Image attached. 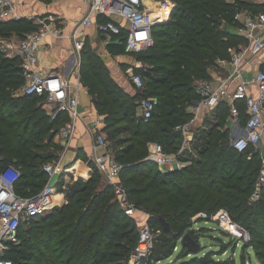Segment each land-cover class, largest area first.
<instances>
[{
    "label": "trees",
    "instance_id": "obj_1",
    "mask_svg": "<svg viewBox=\"0 0 264 264\" xmlns=\"http://www.w3.org/2000/svg\"><path fill=\"white\" fill-rule=\"evenodd\" d=\"M176 8L167 24L153 28L155 45L138 54L136 68L144 78L143 91L131 96L107 79L105 68L83 49L82 81L91 89L97 110L105 117L103 132L108 147L122 165L120 182L137 207L149 213L156 237L154 264L170 259L186 232L192 217L205 212L213 215L226 210L232 220L250 234L255 256L264 264V186L257 201L250 195L262 167L260 151L250 147L239 152L229 139L231 104L221 101L194 133L192 148L197 158L181 170L164 173L148 157V144L160 143L166 152L175 153L182 145L176 128L189 122V109L199 100L197 80H210L215 61H230L232 51L243 42L234 30L239 9L256 14L264 4L255 0H174ZM111 20L101 16L98 22ZM38 30L27 20L0 23V38H24ZM125 51L126 31L113 35ZM2 41H0L1 43ZM141 64V63H140ZM25 76L19 57L0 51V171L16 166L20 178L15 182L19 195L37 194L48 182L44 165L57 159L55 138L68 119L59 113L55 119L45 109V99L20 90ZM143 97H156L153 116L137 117ZM245 117V106L239 104ZM129 133L133 143L121 135ZM137 150V151H136ZM91 168H95L91 163ZM67 203L26 223L20 230L21 244L9 254L15 264H111L130 257L138 242V224L120 207L115 188L103 174L83 180L66 194ZM160 218L171 226L162 228ZM191 236L197 240L195 231ZM189 251L182 248L183 253ZM180 264H206L195 257Z\"/></svg>",
    "mask_w": 264,
    "mask_h": 264
},
{
    "label": "built area",
    "instance_id": "obj_2",
    "mask_svg": "<svg viewBox=\"0 0 264 264\" xmlns=\"http://www.w3.org/2000/svg\"><path fill=\"white\" fill-rule=\"evenodd\" d=\"M88 6L86 17L79 27L91 26L94 16L110 17L111 20L97 22L98 30L109 36L120 35L126 31L125 51L134 56L149 51L155 45L153 28L155 22H164L170 19L172 11L176 8L174 0H82ZM231 1V0H230ZM235 19L240 23V34L247 42L240 44L232 51L230 62L231 73L219 86L209 81L195 83V91L199 100L191 104L193 112L198 116L202 109L212 112L226 97L231 100L229 114V139L231 146L239 152L250 147L260 151V144L264 141V72L260 71L251 80H244L243 75L250 64V59L258 56L264 50V39L257 34L264 29V10L253 14L245 9H239ZM8 20H21L16 11L15 0H0V23ZM38 30L25 34L19 43L5 42L0 44V51L8 49L14 52L21 60V67L25 76V85L21 92L26 95H37L45 99L48 105H55L52 119L60 112H67L73 117L77 115L78 99L72 97L70 82H63L61 77L54 73H45L36 69L38 54L42 48V41L52 36L64 37L63 30L53 23L39 20ZM78 31L71 35L74 47L70 52L72 67L70 74L80 80V56L84 49V41L79 39ZM142 65H138L141 68ZM130 79L139 91L144 89V78L141 73L129 70ZM255 85L256 93L251 92L250 85ZM232 87V88H231ZM232 89V90H231ZM239 104L246 108V119L243 121ZM158 105L156 97H143L139 102L141 118L148 121ZM100 120L94 121L93 129L96 144L107 149L104 155L95 160L99 172L115 188L120 207L129 217H136L144 211L129 200L126 189L120 182L122 165L115 159L108 147L106 137L97 130ZM193 122L178 126L176 129L183 135V146L178 152L168 153L160 143L151 148L147 159L154 162L159 168H166L165 172L181 170L197 158V152L192 148L194 136L191 138V125ZM73 133V127H63L59 136L68 140ZM262 167L255 185L254 197H258L264 186V154L260 151ZM58 163H47L44 171L48 174L47 184L35 195L23 196L15 191V182L20 178V171L14 165H8L0 171V264H15L9 258L12 250L21 244L20 230L31 220L55 209L58 203L55 200L57 189L52 183L54 175L58 172ZM161 170V169H160ZM162 171V170H161ZM146 215V214H145ZM148 219L141 225L136 247L131 256L114 264H154L156 237L160 231H154ZM215 221L224 229L234 232L242 230L245 240L250 241V235L241 226L235 223L226 210H220L213 215L201 212L192 217L197 219ZM231 232V233H232ZM181 240V239H180ZM160 262L156 263L159 264Z\"/></svg>",
    "mask_w": 264,
    "mask_h": 264
},
{
    "label": "crops",
    "instance_id": "obj_3",
    "mask_svg": "<svg viewBox=\"0 0 264 264\" xmlns=\"http://www.w3.org/2000/svg\"><path fill=\"white\" fill-rule=\"evenodd\" d=\"M15 1L16 11L21 20H27L37 27L39 26V20H44L53 23L56 27L63 30L64 37L55 38L48 36L42 41V48L38 54L36 69L45 73L57 74L61 77L64 83L70 82L72 84L70 89L73 93L72 97H76L78 99L76 117H73L67 112H62L67 114L68 119L65 121L61 129L67 125H70L73 127V133L71 138L68 140H65L59 136V133L55 138V143H59L63 147V153L60 157V162L58 163V172L54 175L52 183L55 185V182L62 171L64 174H66L70 170H75L78 172V175L86 178L85 180H89V171L92 170L90 166L91 163H95V160L98 157L104 155L107 151L106 148L96 144L93 129L94 121L100 120V122L96 125V128L107 138V134L103 132L105 127V117L97 110L94 103L95 97L92 95L90 87L84 86L82 81V71L80 80L72 77L70 74L72 63L70 62L69 56L74 47V39L71 37V35L74 33V31H78L77 37L84 41V49L90 50L92 55H94L98 62L105 68V75L110 83L123 89L124 92L131 95L132 97L136 96L137 91L139 90L130 79L128 72L129 70L136 71V68H138L140 63L137 62V58L134 56L121 51V49L118 48L121 44L115 38L105 35L98 30L96 23L101 16H94V23L91 26L79 27L80 22L84 19V17H86L89 10L87 4H85L82 0ZM255 3L258 5H263L264 0H255ZM167 20H169V18ZM234 33L235 35H239L240 27L235 29ZM257 34L264 39V29L258 31ZM16 37L12 41L14 44L19 43L22 38ZM241 37L243 38V36ZM246 42L247 41L243 38V42L241 44L244 45ZM82 53L83 51L81 52L80 56L81 69ZM5 54L8 57H17L14 56V52L10 49H8ZM260 71L264 72V50L258 56L250 59V64L247 66L243 78L244 80L249 81ZM230 73V62L218 60L215 61L214 66L209 69L210 80L200 81H209L214 85L219 86L228 78ZM198 81L199 80L196 82ZM250 90L251 92L256 93L255 85L251 84ZM223 101L231 104L229 97L224 98ZM47 105L48 104L45 103V109L51 115V113L56 110L55 105ZM189 111L193 114V116L192 119L185 124L193 122L190 128L191 133L189 132L191 138L194 136L197 127L203 125L202 123L205 115H210L216 122V116L212 114L214 110L212 112H206V109H202L198 116H196V114L193 112L191 106ZM137 117H141V109L139 106L137 108ZM245 119L246 116L243 117V121H245ZM156 143L157 142H151L148 144V154L153 145ZM182 146L183 135L181 147ZM259 147L260 151H262L264 154V141ZM84 162H87V164ZM166 168L167 167L159 169H161L162 172L167 173L164 171ZM104 179L107 183H109L105 176ZM55 200L58 203L56 208H59L62 205L64 206L67 203L64 193L57 192Z\"/></svg>",
    "mask_w": 264,
    "mask_h": 264
},
{
    "label": "rangeland",
    "instance_id": "obj_4",
    "mask_svg": "<svg viewBox=\"0 0 264 264\" xmlns=\"http://www.w3.org/2000/svg\"><path fill=\"white\" fill-rule=\"evenodd\" d=\"M15 37L16 36H10L9 38H6L4 40L0 38V41H2L1 44L5 42L13 41ZM140 63L142 67L145 66L144 62H140ZM120 137L126 138L125 141H129L130 143L134 142L129 133H125ZM56 145L60 146L61 151L57 152L59 155L57 159L50 163L60 162V157L63 153V147L59 143H56ZM84 163L87 164V162ZM91 169L92 170L89 171L88 177L91 178L95 175L98 176L100 172L97 169V167L95 166V168H91ZM62 173L63 171L61 172L60 175L58 174L59 176L57 181L55 182V187L58 192L64 193L66 199L67 192H69L72 188L77 187L80 184V182L85 180L86 178H84L81 175H78V172H76L75 170H70L66 174L64 173L62 174ZM254 191L250 195L251 201H257L261 196L260 193L258 197H254ZM144 213L146 215L141 213L139 216L134 217L135 221L138 224V228H137L138 237H139V231L141 225L143 224L145 219H148L147 215H149V213H147L146 211H144ZM191 231H195L198 236L197 241L198 243H200V251L197 254H191V253L187 254V252L183 253L182 256H185L183 259L184 261H191L192 259L197 257L198 259L203 260L204 263L206 264H261L260 261L255 256L253 248L251 247L244 248V244L250 243V241L247 242L245 240V235L242 230L240 231V233L237 231L234 232L231 231L232 232L231 233L230 230L224 229L219 223L215 221L203 220L199 218L196 220V222H193V225L186 232V234H191L190 233ZM181 250H182V246L180 240L175 249L174 255L166 261H161L159 264L182 263L183 260L179 259ZM115 262H112L111 264H114Z\"/></svg>",
    "mask_w": 264,
    "mask_h": 264
},
{
    "label": "water",
    "instance_id": "obj_5",
    "mask_svg": "<svg viewBox=\"0 0 264 264\" xmlns=\"http://www.w3.org/2000/svg\"><path fill=\"white\" fill-rule=\"evenodd\" d=\"M169 21H170V19L166 20L165 22H155L153 26L156 27V26H160L163 24H167V23H169ZM160 222H161L162 228L165 231H171V226L165 219L160 218ZM181 246H182V248H187V250L191 254H197L200 251V243H198V241L195 240L191 236V234H185L182 237Z\"/></svg>",
    "mask_w": 264,
    "mask_h": 264
},
{
    "label": "bare ground",
    "instance_id": "obj_6",
    "mask_svg": "<svg viewBox=\"0 0 264 264\" xmlns=\"http://www.w3.org/2000/svg\"><path fill=\"white\" fill-rule=\"evenodd\" d=\"M59 197V196H58ZM60 198V197H59ZM237 232H239L240 233V230H237Z\"/></svg>",
    "mask_w": 264,
    "mask_h": 264
}]
</instances>
